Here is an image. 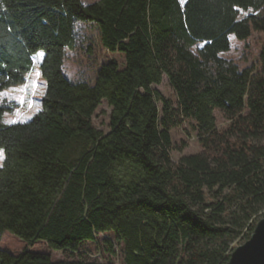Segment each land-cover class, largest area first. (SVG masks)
<instances>
[{"label":"trees","instance_id":"1","mask_svg":"<svg viewBox=\"0 0 264 264\" xmlns=\"http://www.w3.org/2000/svg\"><path fill=\"white\" fill-rule=\"evenodd\" d=\"M253 32L264 0H0V94L40 51L46 81L28 122L6 123L18 105L0 100V239L72 257L0 246V264H101L81 252L99 234L122 264H226L264 211V42L258 70L223 56ZM95 39L123 61L67 77L69 52ZM165 77L176 103L154 88ZM104 102L108 132L94 124ZM186 121L201 152L174 161Z\"/></svg>","mask_w":264,"mask_h":264},{"label":"rangeland","instance_id":"2","mask_svg":"<svg viewBox=\"0 0 264 264\" xmlns=\"http://www.w3.org/2000/svg\"><path fill=\"white\" fill-rule=\"evenodd\" d=\"M84 1L88 3L96 0ZM181 1L184 2V0ZM93 38H97L96 33L93 34ZM230 41L232 44L231 50L223 53L224 57L235 60L241 68L253 65L257 70L260 69L259 56L264 42V34L253 32L252 36L247 41H239L234 35H231ZM93 42L94 49L91 52L87 51L86 46L82 49H78L77 52H69V59H67L65 65V73L67 77L73 80L77 78L92 79L95 76L97 67L105 60L115 58L119 61H123L121 55L106 52L98 45L96 39ZM43 59V51L35 54L33 56L32 71L27 76V82L24 85L10 88L0 94V100L15 102L18 105L12 114L6 115V123H14L17 121L28 122L34 118L39 110H41L39 101L42 100L46 93V81L40 75V65ZM154 88L160 91L165 98L176 103L175 93L172 90L167 77L164 78L161 85L155 86ZM158 105L161 110V103H158ZM110 112L111 109L108 104L104 102L94 117V124L99 130L108 132ZM216 117L218 121V128H225L228 122L220 115V113H217ZM190 134H192V136ZM171 136L173 143L177 147L187 144V147L182 152H178L176 150L172 151L171 155L174 161H178L182 156L201 152V148L198 144V137L192 130L191 124L188 121H186L182 126L174 128L171 131ZM4 159V151L0 149V167L3 165ZM263 217L264 211L263 215L260 216L258 220ZM106 237L112 240L111 236L108 235ZM99 238L102 240L104 239V236L99 234L97 240ZM248 239L249 238L245 235H242L232 244L233 249L243 244ZM101 240L98 243H85L83 249L81 250L82 257L101 264H122L121 247L115 243L114 248L116 254L111 255L107 252V246L102 243L103 240ZM0 246L15 254H20L24 250H32L35 252L50 253L54 260H67L72 258L67 252L53 251L47 243L42 241L37 242L32 246L27 245L9 231L5 232L1 237Z\"/></svg>","mask_w":264,"mask_h":264},{"label":"water","instance_id":"3","mask_svg":"<svg viewBox=\"0 0 264 264\" xmlns=\"http://www.w3.org/2000/svg\"><path fill=\"white\" fill-rule=\"evenodd\" d=\"M226 264H264V217L256 222L250 238L233 249Z\"/></svg>","mask_w":264,"mask_h":264},{"label":"built area","instance_id":"4","mask_svg":"<svg viewBox=\"0 0 264 264\" xmlns=\"http://www.w3.org/2000/svg\"><path fill=\"white\" fill-rule=\"evenodd\" d=\"M192 136V134H190Z\"/></svg>","mask_w":264,"mask_h":264}]
</instances>
